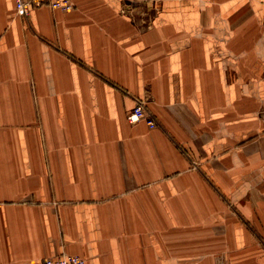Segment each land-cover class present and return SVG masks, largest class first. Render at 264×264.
<instances>
[{"label": "crops", "instance_id": "obj_1", "mask_svg": "<svg viewBox=\"0 0 264 264\" xmlns=\"http://www.w3.org/2000/svg\"><path fill=\"white\" fill-rule=\"evenodd\" d=\"M260 239L264 0H0V264H215Z\"/></svg>", "mask_w": 264, "mask_h": 264}, {"label": "built area", "instance_id": "obj_2", "mask_svg": "<svg viewBox=\"0 0 264 264\" xmlns=\"http://www.w3.org/2000/svg\"><path fill=\"white\" fill-rule=\"evenodd\" d=\"M43 3H48L52 8L63 11H70L75 7V0H15V7L18 14L27 16L33 8ZM127 117L130 122L145 120L149 127L153 128L157 126L155 119L146 111L145 102L142 98L136 99L135 105ZM25 264H85V260L77 254L63 252L46 257L39 262Z\"/></svg>", "mask_w": 264, "mask_h": 264}, {"label": "rangeland", "instance_id": "obj_3", "mask_svg": "<svg viewBox=\"0 0 264 264\" xmlns=\"http://www.w3.org/2000/svg\"><path fill=\"white\" fill-rule=\"evenodd\" d=\"M259 241L260 243L257 240L253 244L255 247L244 249L245 251L234 249L231 253L229 249H219L214 254L215 264H264V242L261 239Z\"/></svg>", "mask_w": 264, "mask_h": 264}]
</instances>
